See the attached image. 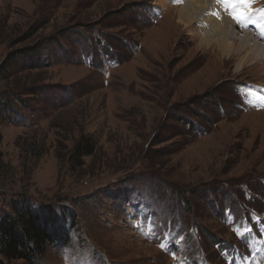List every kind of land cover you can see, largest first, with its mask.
I'll list each match as a JSON object with an SVG mask.
<instances>
[{
	"label": "rangeland",
	"instance_id": "obj_1",
	"mask_svg": "<svg viewBox=\"0 0 264 264\" xmlns=\"http://www.w3.org/2000/svg\"><path fill=\"white\" fill-rule=\"evenodd\" d=\"M182 6L0 0V65L25 51L0 71V220L51 208L69 238L6 264H264V65L215 57Z\"/></svg>",
	"mask_w": 264,
	"mask_h": 264
},
{
	"label": "trees",
	"instance_id": "obj_2",
	"mask_svg": "<svg viewBox=\"0 0 264 264\" xmlns=\"http://www.w3.org/2000/svg\"><path fill=\"white\" fill-rule=\"evenodd\" d=\"M24 52L20 50L9 55L0 65V71L13 65L15 58L25 55ZM4 104L0 99V111ZM93 151L94 146L87 139L75 146V154L80 158L91 155ZM64 218L65 215L60 216L51 208L33 209L28 203L17 204L12 216L0 220V264L9 261L33 262L44 257L48 249L66 245L69 238Z\"/></svg>",
	"mask_w": 264,
	"mask_h": 264
},
{
	"label": "bare ground",
	"instance_id": "obj_3",
	"mask_svg": "<svg viewBox=\"0 0 264 264\" xmlns=\"http://www.w3.org/2000/svg\"><path fill=\"white\" fill-rule=\"evenodd\" d=\"M181 1L183 6L177 12V24L186 25V21L189 20L188 23L193 20L198 23L199 20L200 23L197 25L200 28H203L207 33L211 31L218 37L214 44L217 50H214L213 53L215 57L221 58L223 53L232 52L233 58L238 59L241 67L248 59L253 61L252 65L259 60L264 65V11H253L248 5L240 4L238 0H221L219 3L217 0ZM240 12H245L247 18L237 24L233 16ZM237 29L240 30V36L236 35ZM252 37H255L257 41ZM235 39H239L240 44L236 45L231 41ZM200 41L202 42L203 38L202 40L200 38ZM243 54L245 55L242 57ZM224 61L220 60V63H224Z\"/></svg>",
	"mask_w": 264,
	"mask_h": 264
},
{
	"label": "snow or ice",
	"instance_id": "obj_4",
	"mask_svg": "<svg viewBox=\"0 0 264 264\" xmlns=\"http://www.w3.org/2000/svg\"><path fill=\"white\" fill-rule=\"evenodd\" d=\"M217 2H221V0H217ZM238 2L240 4H244V5H249L251 3H253V0H238ZM247 18V15L245 12H240L237 13L236 15L233 16V19L236 21L237 24L242 23L245 19ZM90 264V262H89Z\"/></svg>",
	"mask_w": 264,
	"mask_h": 264
}]
</instances>
